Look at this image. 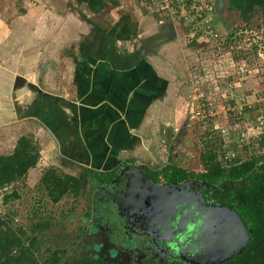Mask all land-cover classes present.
Wrapping results in <instances>:
<instances>
[{
    "label": "crops",
    "instance_id": "obj_1",
    "mask_svg": "<svg viewBox=\"0 0 264 264\" xmlns=\"http://www.w3.org/2000/svg\"><path fill=\"white\" fill-rule=\"evenodd\" d=\"M117 1L104 11L110 24L75 0H42V7L27 2L24 20L36 19L19 31L0 25V127L18 132L16 142L30 135L39 146L28 177L47 163L75 177L115 175L128 165L158 172L192 121L203 88L194 77L214 76L203 65L216 43L189 42L181 23L140 0ZM130 11L136 37L106 36L105 26Z\"/></svg>",
    "mask_w": 264,
    "mask_h": 264
},
{
    "label": "trees",
    "instance_id": "obj_2",
    "mask_svg": "<svg viewBox=\"0 0 264 264\" xmlns=\"http://www.w3.org/2000/svg\"><path fill=\"white\" fill-rule=\"evenodd\" d=\"M75 1L78 6L85 5L88 11L98 19L103 18L104 11L109 6L119 7L117 0ZM140 1L147 4V0ZM226 1L228 10L239 13L241 23L237 28L229 31L227 36L219 33L221 37L219 43L216 48L213 47L210 50L214 52V55H220L218 48L223 52L226 48H230L229 45L242 42L246 34L255 29L260 30L261 26L252 25L256 16L260 18L259 25L264 22V0ZM215 3L217 5V1ZM137 32V23L129 14L122 16L109 31L104 30L105 35L115 41L133 40ZM255 48L258 50L257 46ZM230 60L239 68L249 64L246 52H234ZM238 80L237 76L226 79L215 78V87L221 90L220 93L225 94L222 89L230 84L237 86ZM223 102L226 104L227 100L223 98ZM257 109L260 110L258 106H253L247 114L250 113L254 119L256 115L253 114ZM237 125L235 117L230 114L225 124L230 131L226 136V143L220 134L213 130V125L207 127L199 123L196 125L195 130H199L200 143L203 144L198 158L201 166L200 173L190 172L170 164L152 174L157 182L168 185L196 181L204 183L207 189L216 190L217 202L236 211L250 232V241L244 252L223 264H264V128H255L250 122L248 125L245 124L242 130L233 132V127L237 128ZM245 129L251 140L250 147L241 143L240 140V135ZM225 151L236 154L232 163L225 162ZM244 151L247 156L243 159ZM40 157V148L30 135L21 136L11 154L0 156V200L4 205L21 198L16 190L10 194H7L5 190L24 183L29 172L37 167ZM112 176L114 174L102 175L87 171L82 178H77L50 168L42 175L37 188L46 202L57 205L67 197H79L87 179H97L102 183L110 180ZM11 221L5 222L0 219V264H103L96 259L75 261L68 258L63 261L58 252L46 258L41 251L43 242L39 237L49 228L50 222L38 216V212H35L34 218L30 220L31 223L26 226L14 225ZM61 253L65 254V252Z\"/></svg>",
    "mask_w": 264,
    "mask_h": 264
},
{
    "label": "rangeland",
    "instance_id": "obj_3",
    "mask_svg": "<svg viewBox=\"0 0 264 264\" xmlns=\"http://www.w3.org/2000/svg\"><path fill=\"white\" fill-rule=\"evenodd\" d=\"M216 1L227 2L226 0ZM27 2L30 3V6L42 7L44 4H42V0H0V25L5 24L8 30L12 26L16 31H19L22 27L21 24L30 23L34 16L31 20H24L25 13L27 12L25 9L27 8ZM227 6L228 2L226 8L224 7V10L226 9L224 14L225 17L223 15L222 18L224 23L229 21V19L233 20V17L236 18L235 23H241L239 13L229 11ZM130 13L133 20H135L132 11H130ZM104 15L106 16V14ZM124 15L126 14H122V16ZM105 16L101 21L103 22L104 20L106 24H110L109 22H112V18L108 17L109 14L106 17ZM34 19H36V17ZM254 19L252 25H255V27L256 25L261 26L260 30L255 29L251 33L246 34L242 42H237L236 44L233 43L232 46L229 45L230 48H226L223 52L220 51V55H209L208 58L210 60H207L206 58V62L203 65L205 67L204 69H206L207 72H210L208 77L210 75L211 77L213 75H219L222 76V78H234L237 76L239 80L238 85L235 87V94L238 103L243 102L245 104H254L257 101V98L259 99V97L264 95V22L259 25L260 18L256 16ZM232 26L231 24L227 26L224 25L226 30H231ZM105 28L110 30L112 27L108 25L107 27L105 26ZM256 46L258 50H255ZM234 52H246L249 64L243 65L241 68L236 67V65L232 63V60H230ZM235 80L237 79L235 78ZM222 105L223 104L220 103L219 106L214 107L218 108L217 114L212 119L214 123H216L215 121H222L221 116H217L223 113V110L220 109ZM257 105L260 106L259 104ZM258 111L259 110L257 109L253 115L255 116ZM186 122L189 125L186 126V131L178 134L177 138L172 142L173 150H170V152L167 153H171L169 165L171 164L173 166L182 167L190 172L200 173L201 166L198 158L200 148L203 144L200 143L199 130H195L198 122ZM225 123L226 121H223V124ZM35 128V126H32L28 129L33 133ZM11 129L12 128L10 127H0V156L9 155L14 150L16 138H18V132L14 130L16 133H13ZM237 130H239L238 127H233V132H236ZM246 156L247 155L244 151L243 159L246 158ZM49 164L50 163H47L45 167H39L35 174H31L30 177H27L24 183L16 184L12 188L5 190L7 194L16 190L21 198L10 201L5 205L0 200V219L5 222L13 220L11 223L14 225L26 226V224L31 223L30 220L34 218L35 212H38V216H41L50 222L49 228L43 231L39 237L43 242L41 245V251L44 253L45 257H50L53 253L58 252L59 256L63 258V261H66L68 258L71 260H78L85 253L84 251H86L85 247L81 246L86 230H84L85 228H81L79 223L82 222V218H86V212L90 210L91 195L88 189L91 179L84 182L83 191L79 197H67L59 204L53 205L46 202L45 197L37 188L43 173L48 170L47 166ZM55 169L59 173L62 172V169ZM83 174L84 173L80 172L77 177L82 178L84 176ZM34 175H36V177H34ZM37 178L38 182L36 183ZM87 220H89V218H87ZM61 252H65V254H62Z\"/></svg>",
    "mask_w": 264,
    "mask_h": 264
},
{
    "label": "flooded vegetation",
    "instance_id": "obj_4",
    "mask_svg": "<svg viewBox=\"0 0 264 264\" xmlns=\"http://www.w3.org/2000/svg\"><path fill=\"white\" fill-rule=\"evenodd\" d=\"M226 4L227 2L217 1L214 22L217 28H224V25L230 22L229 25H233L231 27L233 30L238 26V23H235L236 18L231 16L233 20L226 21V23L222 20L226 11V9L224 10ZM124 168L112 176L110 180L102 183L97 179L90 180L88 189L91 195L90 210L86 212V218H82V222L79 223V226L86 230L81 243L86 251L78 260L96 259L103 264H162L158 262V259H164L166 262H170L169 264L182 263L180 260L174 259L177 257L174 244L175 239L178 238L176 232L182 224L177 226L171 222L168 225L159 226L152 221L153 226L148 230L149 225L145 223L152 220L153 216L149 219V216L139 215L138 210L141 211L142 208L148 209L149 213L151 210L149 205L145 207L148 187L144 181L138 180V183L134 181L131 184L129 189L130 203H126L128 214L120 210L119 202L124 199V193L127 190L125 180H119ZM143 173L157 184H166L157 182L153 172L147 169H144ZM192 188L202 197L200 205L201 203L202 206L208 204L221 205L216 200V190H210L206 187ZM151 214L153 215L154 211ZM144 219L149 220L145 221ZM181 228L185 227L182 226ZM186 228L189 229L190 225Z\"/></svg>",
    "mask_w": 264,
    "mask_h": 264
},
{
    "label": "water",
    "instance_id": "obj_5",
    "mask_svg": "<svg viewBox=\"0 0 264 264\" xmlns=\"http://www.w3.org/2000/svg\"><path fill=\"white\" fill-rule=\"evenodd\" d=\"M144 167L126 166L120 174L119 180L124 179L127 190L124 199L120 200L119 208L128 214L126 203H130L129 189L131 184L138 180L147 184L145 207L139 215L153 216L149 220L148 230L153 222L161 226L171 222L180 229L176 232L175 250L177 257L184 264H223L244 252L250 241V232L244 221L229 208L222 205L202 206L201 195L194 192L192 187H205L204 183L186 181L181 185L157 184L144 173ZM152 211L154 214L152 215ZM147 212V213H146ZM153 221V222H152ZM190 228H186L189 226ZM152 236V235H151ZM154 238V237H153ZM162 264H169L164 259H158Z\"/></svg>",
    "mask_w": 264,
    "mask_h": 264
},
{
    "label": "built area",
    "instance_id": "obj_6",
    "mask_svg": "<svg viewBox=\"0 0 264 264\" xmlns=\"http://www.w3.org/2000/svg\"><path fill=\"white\" fill-rule=\"evenodd\" d=\"M215 2V0H147V5L159 14H162V16L169 17L181 23L187 30V39L189 42L201 41L205 44L216 43L217 46L221 37L214 22L216 11ZM218 50L221 51L220 48ZM215 78H222V76L214 75L211 79H206L203 76L194 77V85L197 88L199 86H203V88L196 95L194 102H197V104L196 106L195 104L192 106L191 120L197 121L204 127L213 125V130L220 134L225 143L226 136L229 135L230 131L226 128V123L223 124V121L227 122L230 114H233L238 122L237 127L239 130H242L243 126L245 124L248 125L250 122L255 128H264V95L259 97V99L257 98L254 104H245L243 102H240V104L236 101V85H227V87L222 89L225 93L223 94L220 93L221 90L219 88L215 87ZM223 98L227 100L226 104H224ZM220 103L223 104L220 107L223 113L217 116H221L222 121H215L216 123H214L212 119L218 112V108L214 107L219 106ZM253 106L260 108L254 119H252L253 117L250 113L247 114L248 110ZM247 134L245 129L240 135V140L241 143H245L246 146L250 147L251 140ZM225 153V162L232 163L236 158V154L231 151H225Z\"/></svg>",
    "mask_w": 264,
    "mask_h": 264
}]
</instances>
